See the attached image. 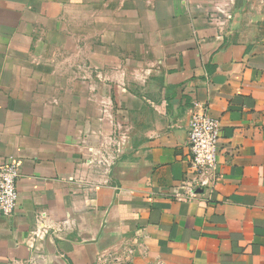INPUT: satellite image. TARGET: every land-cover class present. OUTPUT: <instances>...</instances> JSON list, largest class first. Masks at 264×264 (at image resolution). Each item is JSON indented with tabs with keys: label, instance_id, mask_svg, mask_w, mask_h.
Masks as SVG:
<instances>
[{
	"label": "crops",
	"instance_id": "0c3cea01",
	"mask_svg": "<svg viewBox=\"0 0 264 264\" xmlns=\"http://www.w3.org/2000/svg\"><path fill=\"white\" fill-rule=\"evenodd\" d=\"M227 8L221 28L210 16ZM205 109L221 121L220 180L185 200ZM117 123L107 173L89 160ZM10 159L21 177L0 264H97L124 242L139 244L128 264H264V0H0Z\"/></svg>",
	"mask_w": 264,
	"mask_h": 264
},
{
	"label": "built area",
	"instance_id": "2783aa9c",
	"mask_svg": "<svg viewBox=\"0 0 264 264\" xmlns=\"http://www.w3.org/2000/svg\"><path fill=\"white\" fill-rule=\"evenodd\" d=\"M228 6V4H226ZM211 20L221 28L227 24L232 14L229 8L211 13ZM221 121L203 113L193 114L189 126V147L191 150L185 178L180 189L185 200H195L206 192H212L220 180L218 172L219 142L221 137ZM127 136V130L117 123L116 130L101 143V150L94 152L89 163L105 168L107 173L122 155L121 138ZM20 166L15 160L0 163V216H12L16 213L19 198ZM36 236L48 235L51 226L42 214L36 216ZM141 247V246H140ZM139 244L124 242L113 248L100 251L96 256L97 264H128L136 256Z\"/></svg>",
	"mask_w": 264,
	"mask_h": 264
}]
</instances>
